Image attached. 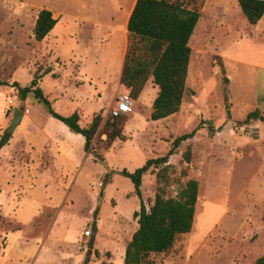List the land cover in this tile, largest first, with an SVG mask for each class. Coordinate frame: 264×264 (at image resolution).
Masks as SVG:
<instances>
[{
  "label": "rangeland",
  "instance_id": "374dc122",
  "mask_svg": "<svg viewBox=\"0 0 264 264\" xmlns=\"http://www.w3.org/2000/svg\"><path fill=\"white\" fill-rule=\"evenodd\" d=\"M236 3L205 1L189 44L185 84L193 94L184 96L178 116L150 119L158 88L149 78L133 111L121 115L126 140H115L107 151L99 136L93 140L104 158L99 162L33 92L21 106L13 82L28 85L38 69V86L54 110L74 108L81 126L98 114L101 129L127 91L113 95L126 47V35L113 29L124 15L114 0H0V135L14 108L24 112L0 149V264H124L125 245L137 228L134 212L140 199L152 200L156 182L155 172L147 171L139 199L119 172L164 155L175 137L198 125L169 157L173 173L166 187L174 196L180 183L197 180L191 230L146 264H254L264 254V121H244L255 108L264 115V14L250 25ZM43 8L58 24L36 41L32 29ZM46 117L64 129L57 143L68 133L76 136L68 142L69 158L59 156L41 130ZM187 149L189 163L182 161ZM93 227L91 241L92 233L84 232Z\"/></svg>",
  "mask_w": 264,
  "mask_h": 264
},
{
  "label": "trees",
  "instance_id": "16d2710c",
  "mask_svg": "<svg viewBox=\"0 0 264 264\" xmlns=\"http://www.w3.org/2000/svg\"><path fill=\"white\" fill-rule=\"evenodd\" d=\"M206 0H135L126 25V47L123 56L119 83L127 89L135 101L149 78L158 91L151 104L150 119L159 120L179 111L181 102L193 91L186 87L187 70L191 49L189 39L201 15ZM248 24L255 25L264 14V0H236ZM56 23L48 9L38 11L33 36L37 41L44 39ZM221 72L224 69L221 66ZM38 69L28 85L20 86L13 82L20 100L28 92H33L46 108L48 114L63 123L71 132L84 139L83 149L91 153L99 162L103 155L93 147V140L99 136L100 148L107 151L115 140L125 141L123 126L125 117L107 118L100 129L101 116L95 115L87 126L79 124L76 111L70 115H61L51 106L50 101L38 86ZM227 81L226 77H223ZM3 81L0 80V84ZM264 121V115L258 109L249 111L244 121ZM200 128L196 126L190 132L175 137L167 152L158 157L149 158L133 171L122 169L119 174L133 184V192L141 198L142 177L147 171L155 172L156 192L147 203L139 201V209L134 212L137 228L126 243L123 263L146 264L152 254L169 252L177 238L191 230L194 209L198 195V182L189 178L178 185L174 196L166 195V187L173 173L169 157L175 153L181 142L191 139ZM209 126L208 130H212ZM8 135H0V149L8 142ZM182 161L190 162V151L182 154ZM156 169V170H155ZM186 176V170L181 169ZM84 261L81 264H87ZM254 264H264V254Z\"/></svg>",
  "mask_w": 264,
  "mask_h": 264
},
{
  "label": "crops",
  "instance_id": "0c3cea01",
  "mask_svg": "<svg viewBox=\"0 0 264 264\" xmlns=\"http://www.w3.org/2000/svg\"><path fill=\"white\" fill-rule=\"evenodd\" d=\"M115 1V6H116V9L120 12V13H122L123 15H124V17H125V20H123V25L122 24H119V23H117L116 24V27L113 29L114 31H119V32H121L122 33V35H123V37H125V35H126V25H127V21H128V18H129V15H130V13H131V10H132V8H133V6H134V3H135V0H114ZM121 1H123V2H121ZM237 2V1H236ZM237 4V3H236ZM238 5V4H237ZM51 11V10H50ZM51 13H52V17L53 18H55L56 17V15L55 14H53V11H51ZM242 13V12H241ZM38 14V13H37ZM243 15V14H242ZM37 17V16H36ZM202 16H200V18H201ZM200 18H199V20L197 21V24L195 25V28H194V30L193 31H195V29H196V26L198 25V23H199V21H200ZM56 19V23H55V25H54V27L51 29V31L48 33V34H50V33H52V31L55 29V27L57 26V24H58V19L57 18H55ZM36 20V19H35ZM35 23V22H34ZM34 27V26H33ZM201 32H202V30H200L199 31V37L201 38ZM32 34H33V29H32ZM47 34V35H48ZM34 37V36H33ZM194 37V34L192 33L191 34V36H190V39H189V44H190V41L192 40V38ZM37 41V40H36ZM190 47V46H189ZM191 51H192V46H191ZM124 52H125V45H124V43H123V48H122V54H121V63H120V66H119V71H118V77H117V85H116V88H115V90H114V92H113V95L117 92V91H120L121 90V88H123V86L122 85H120V83H119V78H120V73H121V68H122V62H123V56H124ZM191 59V58H190ZM190 63V62H189ZM124 89V88H123ZM43 91V90H42ZM44 93V95L47 97V99H48V96L46 95V93L45 92H43ZM155 98V97H154ZM49 100V99H48ZM153 101V100H152ZM135 102V101H134ZM24 103H25V101H24ZM182 106H183V101L181 102V105H180V109H179V111L178 112H176V113H174V114H172V115H169V116H167V117H165V118H161V119H159L158 121L159 122H161V123H163V122H166V120H168V119H174L176 116H178V114L180 113V111H181V108H182ZM72 109V108H71ZM56 111V110H55ZM75 110H74V108L72 109V110H70L69 112H57V113H59V114H61V115H70V114H72L73 112H74ZM23 114H24V112H23ZM23 116V115H22ZM50 116V115H49ZM52 117V116H51ZM53 118V117H52ZM55 119V118H54ZM21 120V119H20ZM57 120V119H56ZM59 121V120H58ZM158 121H155V122H158ZM20 122V121H19ZM44 122V126L42 125V128H41V130H43L42 132L45 134V133H47V140H51V141H53L54 142V145H55V147L57 148V153H58V155L59 156H62V157H64V158H69V154H70V145H69V139L71 138H73V140H74V138L76 137V136H72V135H70L69 133H68V135H66L65 137H67V138H65V140H64V138H63V143L62 142H59V143H57V136L58 135H60V134H58V131H60V130H64V129H62L61 127H59L58 125H56V123H55V121H52L49 117H46V119L43 121ZM35 124V126L37 127V128H39L40 127V125L36 122V123H34ZM63 124V123H62ZM212 127V126H211ZM49 134H50V136H49ZM76 134V133H75ZM81 136V135H80ZM83 138V137H82ZM66 141V142H65ZM83 144H84V139H83ZM98 227V226H97ZM97 227H96V232H97ZM95 238V237H94Z\"/></svg>",
  "mask_w": 264,
  "mask_h": 264
},
{
  "label": "built area",
  "instance_id": "2783aa9c",
  "mask_svg": "<svg viewBox=\"0 0 264 264\" xmlns=\"http://www.w3.org/2000/svg\"><path fill=\"white\" fill-rule=\"evenodd\" d=\"M133 107L134 100L129 96L128 91H126L125 93H120L115 99V105L112 107L110 115L112 117L126 115L133 111ZM84 234L85 236H89L91 234V230H86Z\"/></svg>",
  "mask_w": 264,
  "mask_h": 264
},
{
  "label": "water",
  "instance_id": "95a60500",
  "mask_svg": "<svg viewBox=\"0 0 264 264\" xmlns=\"http://www.w3.org/2000/svg\"><path fill=\"white\" fill-rule=\"evenodd\" d=\"M225 100H227V99H225ZM23 105H24V101L21 102V106H23ZM229 107H230V105L226 103L225 104V108L227 109ZM22 115H23V110L22 109H20V108H14L10 125L7 128L6 132H5L6 135H9L10 133H12V131L18 125V123H19ZM91 233H92L91 241H93L94 240V237H95V233H96V228L95 227L92 228V232ZM90 252H91V249H89L87 251L86 258L89 257Z\"/></svg>",
  "mask_w": 264,
  "mask_h": 264
}]
</instances>
